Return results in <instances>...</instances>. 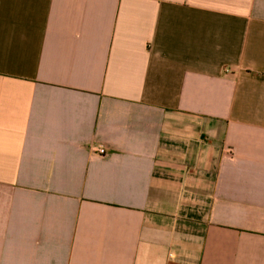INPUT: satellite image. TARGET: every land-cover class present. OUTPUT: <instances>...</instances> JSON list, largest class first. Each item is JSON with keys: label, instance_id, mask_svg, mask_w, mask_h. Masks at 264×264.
Here are the masks:
<instances>
[{"label": "crops", "instance_id": "1", "mask_svg": "<svg viewBox=\"0 0 264 264\" xmlns=\"http://www.w3.org/2000/svg\"><path fill=\"white\" fill-rule=\"evenodd\" d=\"M0 264H264V0H0Z\"/></svg>", "mask_w": 264, "mask_h": 264}, {"label": "built area", "instance_id": "2", "mask_svg": "<svg viewBox=\"0 0 264 264\" xmlns=\"http://www.w3.org/2000/svg\"><path fill=\"white\" fill-rule=\"evenodd\" d=\"M90 150H91L93 153H95V154H97V155H99V156H104V155L106 154V152H107V151H106L104 148H102V147H91Z\"/></svg>", "mask_w": 264, "mask_h": 264}]
</instances>
